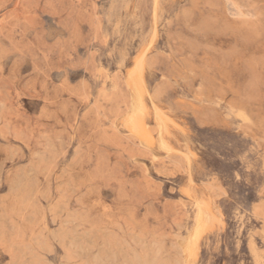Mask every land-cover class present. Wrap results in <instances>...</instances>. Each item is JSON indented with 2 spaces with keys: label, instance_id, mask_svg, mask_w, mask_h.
Wrapping results in <instances>:
<instances>
[{
  "label": "rangeland",
  "instance_id": "1",
  "mask_svg": "<svg viewBox=\"0 0 264 264\" xmlns=\"http://www.w3.org/2000/svg\"><path fill=\"white\" fill-rule=\"evenodd\" d=\"M0 264H264V0H0Z\"/></svg>",
  "mask_w": 264,
  "mask_h": 264
},
{
  "label": "snow or ice",
  "instance_id": "2",
  "mask_svg": "<svg viewBox=\"0 0 264 264\" xmlns=\"http://www.w3.org/2000/svg\"><path fill=\"white\" fill-rule=\"evenodd\" d=\"M240 177L238 176L237 179H239Z\"/></svg>",
  "mask_w": 264,
  "mask_h": 264
},
{
  "label": "bare ground",
  "instance_id": "3",
  "mask_svg": "<svg viewBox=\"0 0 264 264\" xmlns=\"http://www.w3.org/2000/svg\"><path fill=\"white\" fill-rule=\"evenodd\" d=\"M133 129V128H132ZM203 218V217H202Z\"/></svg>",
  "mask_w": 264,
  "mask_h": 264
}]
</instances>
